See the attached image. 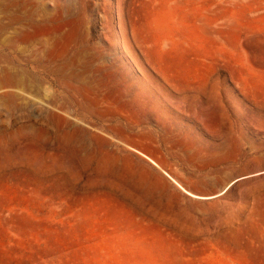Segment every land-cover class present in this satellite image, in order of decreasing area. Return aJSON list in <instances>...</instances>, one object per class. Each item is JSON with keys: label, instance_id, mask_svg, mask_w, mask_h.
<instances>
[{"label": "rangeland", "instance_id": "obj_1", "mask_svg": "<svg viewBox=\"0 0 264 264\" xmlns=\"http://www.w3.org/2000/svg\"><path fill=\"white\" fill-rule=\"evenodd\" d=\"M0 75V264H264V0H0Z\"/></svg>", "mask_w": 264, "mask_h": 264}, {"label": "bare ground", "instance_id": "obj_2", "mask_svg": "<svg viewBox=\"0 0 264 264\" xmlns=\"http://www.w3.org/2000/svg\"><path fill=\"white\" fill-rule=\"evenodd\" d=\"M6 12H7V11H6ZM13 18H14V17H13ZM10 21H11V20H10ZM17 22H18V21H17ZM15 23H16V22H15ZM28 24H29V23H28ZM25 25H26V24H25ZM7 26H8V25H7ZM30 26H31V27H35L36 25H35L34 22H33V23L31 22ZM36 27H37V26H36ZM14 28H15V27H14ZM25 32H26V31H25ZM31 32H32V31H31ZM33 33H34V32H32V34H33ZM3 34H4V33H3ZM30 34H31V33H30ZM34 34H35V33H34ZM26 35H28V34H26ZM32 36H33V35H32ZM26 38H28V37H26ZM4 72H5V71H4ZM7 73H8V72H7ZM1 74H2V72H1ZM0 76H2V75H0ZM10 76H12V74H10ZM7 77H8V76H7ZM2 79H3V78H2ZM12 79H13V78H12ZM12 79H11V80H12ZM15 80H16V77H15ZM12 81H13V80H12ZM9 82L12 83L11 81H9ZM7 84H8V82H7ZM4 85H5V84H4ZM8 85H9V84H8ZM8 85H7V86H8ZM240 180H243V179H240ZM189 196H190V197H192V196H193V197H198V196H196V195H192V194H190ZM201 198H203V197H201ZM205 199H207V197H205Z\"/></svg>", "mask_w": 264, "mask_h": 264}]
</instances>
